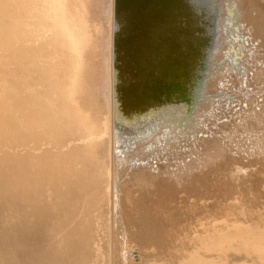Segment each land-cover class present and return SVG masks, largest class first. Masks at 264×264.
Masks as SVG:
<instances>
[{"label":"bare ground","instance_id":"6f19581e","mask_svg":"<svg viewBox=\"0 0 264 264\" xmlns=\"http://www.w3.org/2000/svg\"><path fill=\"white\" fill-rule=\"evenodd\" d=\"M0 264H264V0H0Z\"/></svg>","mask_w":264,"mask_h":264},{"label":"snow or ice","instance_id":"6c2138e0","mask_svg":"<svg viewBox=\"0 0 264 264\" xmlns=\"http://www.w3.org/2000/svg\"><path fill=\"white\" fill-rule=\"evenodd\" d=\"M228 106H229V107H232L233 105L230 103ZM245 107H246V105H245Z\"/></svg>","mask_w":264,"mask_h":264}]
</instances>
